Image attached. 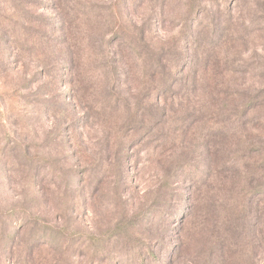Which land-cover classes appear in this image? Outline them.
I'll return each instance as SVG.
<instances>
[{
    "label": "rangeland",
    "instance_id": "374dc122",
    "mask_svg": "<svg viewBox=\"0 0 264 264\" xmlns=\"http://www.w3.org/2000/svg\"><path fill=\"white\" fill-rule=\"evenodd\" d=\"M261 149L264 0H0V264H264Z\"/></svg>",
    "mask_w": 264,
    "mask_h": 264
},
{
    "label": "trees",
    "instance_id": "16d2710c",
    "mask_svg": "<svg viewBox=\"0 0 264 264\" xmlns=\"http://www.w3.org/2000/svg\"><path fill=\"white\" fill-rule=\"evenodd\" d=\"M256 153H263L264 154V152L262 151V149L261 150H257ZM263 194H264V192H263Z\"/></svg>",
    "mask_w": 264,
    "mask_h": 264
}]
</instances>
